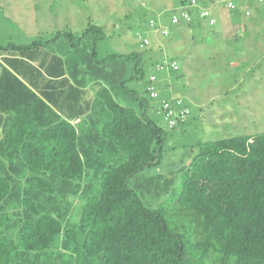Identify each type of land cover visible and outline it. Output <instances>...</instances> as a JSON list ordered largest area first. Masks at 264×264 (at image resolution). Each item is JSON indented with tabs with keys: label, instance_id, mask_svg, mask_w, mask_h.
<instances>
[{
	"label": "trees",
	"instance_id": "obj_1",
	"mask_svg": "<svg viewBox=\"0 0 264 264\" xmlns=\"http://www.w3.org/2000/svg\"><path fill=\"white\" fill-rule=\"evenodd\" d=\"M236 1L238 20L252 3ZM106 37L102 25L90 23L80 35L0 43V264H27L61 234L76 264H264V133L197 143L180 184L150 207L138 191L145 183L136 180L161 165L166 132L128 86L144 77L142 53L99 57ZM81 64L98 85L92 102L84 99ZM89 111L99 116L96 127ZM107 153L118 160L107 161ZM89 169L98 188L86 195L78 222L64 228L47 206L54 181L81 183ZM8 170L27 173L24 193ZM16 215L22 220L14 237Z\"/></svg>",
	"mask_w": 264,
	"mask_h": 264
},
{
	"label": "rangeland",
	"instance_id": "obj_2",
	"mask_svg": "<svg viewBox=\"0 0 264 264\" xmlns=\"http://www.w3.org/2000/svg\"><path fill=\"white\" fill-rule=\"evenodd\" d=\"M215 1L214 25L197 21L193 26H177L170 23L169 12L165 11L174 6V0H0V43L28 44L38 36L51 38L57 31L80 35L93 23L102 25L107 34L99 41V57L109 53H142L144 77L130 81L128 86L145 100L147 115L166 132V138L161 165L145 170L136 181L145 183L142 190L138 189L144 202L156 208L180 184L182 168L188 165L197 143L264 133V4L251 0L253 11L256 6L260 9L253 12L247 24L249 35L261 34L262 38L251 36L248 40L241 35L239 40L232 35L244 30L235 23H244V18L236 20L224 2ZM160 13L163 17L159 23L169 29L168 36L148 22ZM137 33L147 36L150 45L141 47L142 40ZM91 42L86 40L85 51L92 50ZM172 60L178 61V70L156 69L157 63L169 64ZM78 71V78L85 81L84 99L92 102L98 85L86 73L85 64ZM133 74L131 68L129 75ZM152 74L157 77L155 86L160 98L181 96L189 105L191 112L183 125L171 128L158 110L159 100L150 97L147 85ZM121 102L139 107L137 101ZM96 113H87L90 126L96 127L99 118ZM72 122L77 124L76 120ZM109 156L107 161L118 160L112 154ZM8 171L14 176L15 189L24 193L27 173ZM159 174L162 176L156 182L147 183L146 178ZM54 185L56 196L47 206L56 209L55 215L66 228L78 222L85 197L96 192L99 177L96 169H89L81 183L56 178ZM22 211L20 205L15 209L16 214ZM15 217L18 225L13 230L14 237L22 215ZM63 241L61 234L51 249L29 254L26 263L76 264ZM88 264H100V261L95 259Z\"/></svg>",
	"mask_w": 264,
	"mask_h": 264
},
{
	"label": "built area",
	"instance_id": "obj_3",
	"mask_svg": "<svg viewBox=\"0 0 264 264\" xmlns=\"http://www.w3.org/2000/svg\"><path fill=\"white\" fill-rule=\"evenodd\" d=\"M224 2V6L229 11H237L240 9L239 4L236 0H221ZM259 3L264 4V0H257ZM174 6L171 9H166L169 12L168 20L172 25L189 24L193 21L194 16L198 20L206 21L210 25L216 23L215 17V0H174ZM245 15L250 17L252 15V9L249 6H245ZM163 14L160 13L157 18L150 19L149 24L155 29H159L161 33L168 36L169 29L162 27L159 23V19L162 20ZM137 36L141 38V47L150 45V39L144 36L142 33H137ZM172 68L174 70L179 69L177 60L168 62H159L156 64L158 71L165 70L166 68ZM157 80L156 75L152 74L148 80L147 91L151 98L159 100L160 105L158 110L163 114L164 118L168 122L171 128L178 126L181 123L186 122L190 115V108L185 99L181 96H171L168 98H160V93L155 86Z\"/></svg>",
	"mask_w": 264,
	"mask_h": 264
},
{
	"label": "crops",
	"instance_id": "obj_4",
	"mask_svg": "<svg viewBox=\"0 0 264 264\" xmlns=\"http://www.w3.org/2000/svg\"><path fill=\"white\" fill-rule=\"evenodd\" d=\"M248 6V5H247ZM251 9H252V7H251ZM260 9V7H257V9L255 8V10L253 11V9H252V15H251V17L253 16V12H257L258 10ZM235 14H237V13H235ZM250 17V18H251ZM241 18H244L243 19V21H244V23H242L241 21H239V22H235L236 23V25H240V28H243L244 27V30L243 31H241V34H239V35H237V34H234V35H232V36H236L235 38L236 39H241V37L243 36L244 38L243 39H248L249 40V37H251V36H256V37H259V39H261L262 37H261V34H253V35H249L248 34V31H247V24H249V17H247L245 14H242V16H241ZM245 21H246V23H245ZM198 22H201V20H198ZM196 23V22H195ZM252 24V23H251ZM242 35V36H241ZM263 37H264V35H263ZM194 39H195V36H194ZM79 120L80 119H77L76 120V122L78 123L79 122Z\"/></svg>",
	"mask_w": 264,
	"mask_h": 264
}]
</instances>
